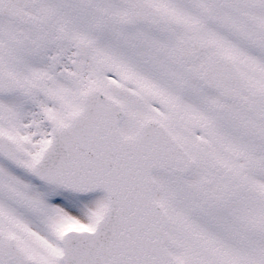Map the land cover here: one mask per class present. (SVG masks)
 I'll return each mask as SVG.
<instances>
[{"label":"snow or ice","instance_id":"obj_1","mask_svg":"<svg viewBox=\"0 0 264 264\" xmlns=\"http://www.w3.org/2000/svg\"><path fill=\"white\" fill-rule=\"evenodd\" d=\"M0 264H264V0H0Z\"/></svg>","mask_w":264,"mask_h":264}]
</instances>
